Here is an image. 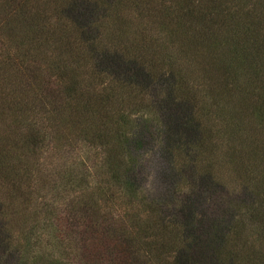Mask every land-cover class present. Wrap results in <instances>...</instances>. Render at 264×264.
<instances>
[{
  "label": "trees",
  "instance_id": "16d2710c",
  "mask_svg": "<svg viewBox=\"0 0 264 264\" xmlns=\"http://www.w3.org/2000/svg\"><path fill=\"white\" fill-rule=\"evenodd\" d=\"M0 264H264V0H0Z\"/></svg>",
  "mask_w": 264,
  "mask_h": 264
},
{
  "label": "rangeland",
  "instance_id": "374dc122",
  "mask_svg": "<svg viewBox=\"0 0 264 264\" xmlns=\"http://www.w3.org/2000/svg\"><path fill=\"white\" fill-rule=\"evenodd\" d=\"M149 177L147 178L146 183H145L148 187H150V185H151V183H150L151 182V178H149ZM160 179H163V176H160ZM158 182H159V179H157L156 182H155V186H156L155 188L157 190L159 189L158 186H157L159 184Z\"/></svg>",
  "mask_w": 264,
  "mask_h": 264
}]
</instances>
